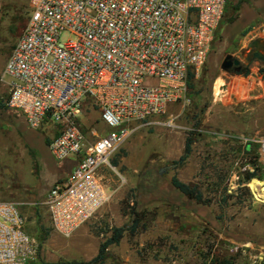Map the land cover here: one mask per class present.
Wrapping results in <instances>:
<instances>
[{
	"label": "rangeland",
	"instance_id": "374dc122",
	"mask_svg": "<svg viewBox=\"0 0 264 264\" xmlns=\"http://www.w3.org/2000/svg\"><path fill=\"white\" fill-rule=\"evenodd\" d=\"M30 10V0H0V103L9 91L5 65ZM69 36L64 32L61 41ZM258 38L264 40V0H229L205 64L192 71V87L187 83L185 96L155 118L159 123L138 126L112 156L118 161L117 170L111 169L118 193L69 236L52 228L44 201L72 162L52 157L49 126L31 129L21 115L0 108V200L19 205L41 262L93 258L112 227L130 222L123 200L136 189L137 209L145 218L135 235L127 231L110 246L103 264H264V199L247 184L252 180L243 179L250 160L244 141L264 136V64L247 61ZM228 54L246 63L249 80L242 83V74L222 68ZM218 78L225 81V92L215 94ZM82 121L90 132L96 116L85 110ZM188 137L192 154L184 166L174 167ZM175 175L199 187L211 202L178 195ZM257 179L264 184V178ZM263 187L258 186L261 193ZM82 228L85 233L78 234ZM77 235L86 239V253L67 244Z\"/></svg>",
	"mask_w": 264,
	"mask_h": 264
},
{
	"label": "built area",
	"instance_id": "2783aa9c",
	"mask_svg": "<svg viewBox=\"0 0 264 264\" xmlns=\"http://www.w3.org/2000/svg\"><path fill=\"white\" fill-rule=\"evenodd\" d=\"M228 1L30 0L5 65L4 102L30 128L49 126L52 157L74 162L44 201L55 231L71 235L109 200L103 168L117 170L112 156L132 132L159 123L155 118L185 96L189 72L205 64ZM248 77L240 76L242 83ZM86 105L99 111L104 130L85 129ZM244 142L258 145V157L243 171L264 170V136ZM26 224L16 202L0 200V264L39 261Z\"/></svg>",
	"mask_w": 264,
	"mask_h": 264
},
{
	"label": "trees",
	"instance_id": "16d2710c",
	"mask_svg": "<svg viewBox=\"0 0 264 264\" xmlns=\"http://www.w3.org/2000/svg\"><path fill=\"white\" fill-rule=\"evenodd\" d=\"M216 34H217V32H216ZM253 61H260L261 63L264 64V55H262L260 53L255 54V56L253 57ZM262 70L264 71V68ZM236 73L242 74V75H247L249 73V68L245 67L244 69L238 70ZM193 76H194L193 72L190 71L189 76H188L189 87H192V85H193L191 82L193 79ZM3 107L7 108L5 102L2 101L0 103V108H3ZM12 111L17 113L18 115H21L19 112L15 111V110H12ZM23 119H24V117H23ZM24 121H25V119H24ZM25 123H26V121H25ZM26 125L28 126L27 123H26ZM50 141H51V139L48 140V148H49ZM245 150H246V153L248 154V156H250L249 157L250 160L247 163L256 165L257 157H258V153H257L258 145L250 143L249 145H247L245 147ZM192 151H193V138L188 137L186 139V142H185L183 153L181 154V156L178 159H175L172 161L173 166L177 167V168L184 166L187 163L189 157L191 156ZM67 162H71V161H67ZM113 163L115 165H117L118 161H114ZM73 164H74V162H72V166H73ZM72 166H71V168H72ZM70 171H71V169H70ZM70 171L68 172V174L70 173ZM245 174H246V176L243 179L247 180V181L251 180L252 178H260V179L264 178V170H262L259 167H256L254 171H250L247 169L245 171ZM172 186L178 195H182V196H185L186 198H188L190 200H194L198 204H209L211 202V198L206 197L204 192L199 187H197L196 185L182 181L176 175L173 176V178H172ZM135 191H136V189L131 190V193H129L126 196V198L123 200V204L124 203L128 204L127 205L128 210L123 208V210H124L123 212L125 214H130V216H131L130 222L127 224H124L122 226L112 227L111 236L108 237L105 241H103L100 244L99 251L93 258H91L90 260H84V259H60L58 261H44V260H42V262L39 258V261L37 262V264H103L108 257V251H109L110 246L115 245V244L118 245L121 242V240L123 239L125 232H127V231L130 232L131 235H135L139 231L140 226L142 224V221L145 218V214L137 209L138 200L136 199V196H135L136 194L134 195ZM226 200H227V198H224V201H226Z\"/></svg>",
	"mask_w": 264,
	"mask_h": 264
},
{
	"label": "crops",
	"instance_id": "0c3cea01",
	"mask_svg": "<svg viewBox=\"0 0 264 264\" xmlns=\"http://www.w3.org/2000/svg\"><path fill=\"white\" fill-rule=\"evenodd\" d=\"M259 63H261L260 61H258ZM85 110H89V113L92 115H95L96 116V125L92 128V129H94V128H97V129H105V125L102 123V121H101V119H100V113H99V111L98 110H96V109H94L92 106H90V105H86L85 106V108H84V110H83V113L85 112ZM82 117H83V114H82V116H81V119H82ZM149 124H156V123H146V124H143V125H141V126H144V125H149ZM84 125V124H83ZM85 127V126H84ZM86 129V128H85ZM91 129V130H92ZM90 130V131H91ZM101 175H102V178H103V181H104V183H105V185H106V187H107V189H108V191H110V187L111 186H114L113 185V183H115L116 182V180L114 179V177H113V174H112V172H111V168H109V167H104L103 168V170H102V172H101ZM117 185H119V184H117ZM114 188V190L113 191H111L110 192V197L112 196V194L115 192L116 193V191H117V193H118V191H119V189H120V187L118 188V189H116V187L114 186L113 187ZM114 197H116V196H113V198ZM84 234L85 233V231H84V229L82 228L80 231H79V233L78 234ZM86 243V239L84 238H82V237H80V236H75V237H73V238H71V239H69L68 241H67V244H69V245H76V246H78V247H80V250H81V252L82 253H86V248H85V246H84V244Z\"/></svg>",
	"mask_w": 264,
	"mask_h": 264
},
{
	"label": "water",
	"instance_id": "95a60500",
	"mask_svg": "<svg viewBox=\"0 0 264 264\" xmlns=\"http://www.w3.org/2000/svg\"><path fill=\"white\" fill-rule=\"evenodd\" d=\"M252 45H257L260 48L262 45H264V40H262L261 38L255 39L252 41L251 48L253 47ZM252 60H253L252 56L247 59L248 63L251 62ZM240 62L241 59L233 56L232 54H228L222 62V68L228 71L236 72L239 69H234L231 67V65L232 63L239 64Z\"/></svg>",
	"mask_w": 264,
	"mask_h": 264
},
{
	"label": "bare ground",
	"instance_id": "6f19581e",
	"mask_svg": "<svg viewBox=\"0 0 264 264\" xmlns=\"http://www.w3.org/2000/svg\"><path fill=\"white\" fill-rule=\"evenodd\" d=\"M225 85V81L222 79V78H218L215 82V85H214V93L215 94H218L220 93L222 90H221V87ZM250 186L251 188L253 189V191L256 193V195L259 197V198H262L264 199V187L262 188V191L263 193H261L258 189V186L259 185H264L263 182L257 178H254L252 181H250Z\"/></svg>",
	"mask_w": 264,
	"mask_h": 264
},
{
	"label": "flooded vegetation",
	"instance_id": "af4514ba",
	"mask_svg": "<svg viewBox=\"0 0 264 264\" xmlns=\"http://www.w3.org/2000/svg\"><path fill=\"white\" fill-rule=\"evenodd\" d=\"M252 46L253 47L250 49V56L254 57L255 54H257V53H260V54L264 55V45H262L260 47L262 49H260L259 46H257V45H252ZM235 57L239 58L238 56H235ZM231 67L234 68V69L241 70V69H244L246 67V63L241 60V62L239 64L232 63Z\"/></svg>",
	"mask_w": 264,
	"mask_h": 264
}]
</instances>
